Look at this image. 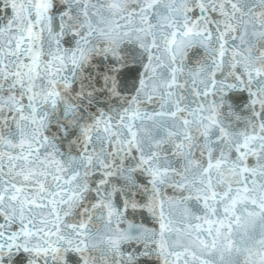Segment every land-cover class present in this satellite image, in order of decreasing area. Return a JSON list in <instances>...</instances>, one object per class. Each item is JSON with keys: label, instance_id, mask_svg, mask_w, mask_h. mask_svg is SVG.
<instances>
[{"label": "snow or ice", "instance_id": "snow-or-ice-1", "mask_svg": "<svg viewBox=\"0 0 264 264\" xmlns=\"http://www.w3.org/2000/svg\"><path fill=\"white\" fill-rule=\"evenodd\" d=\"M0 264H264V0H0Z\"/></svg>", "mask_w": 264, "mask_h": 264}]
</instances>
